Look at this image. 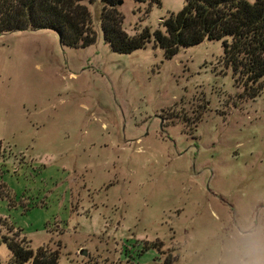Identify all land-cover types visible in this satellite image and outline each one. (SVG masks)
<instances>
[{
    "label": "rangeland",
    "instance_id": "374dc122",
    "mask_svg": "<svg viewBox=\"0 0 264 264\" xmlns=\"http://www.w3.org/2000/svg\"><path fill=\"white\" fill-rule=\"evenodd\" d=\"M119 1L130 35L185 5ZM84 3L87 47L0 36V264L22 238L58 264H264V80L246 92L217 40L118 53Z\"/></svg>",
    "mask_w": 264,
    "mask_h": 264
},
{
    "label": "trees",
    "instance_id": "16d2710c",
    "mask_svg": "<svg viewBox=\"0 0 264 264\" xmlns=\"http://www.w3.org/2000/svg\"><path fill=\"white\" fill-rule=\"evenodd\" d=\"M85 0H0V36L17 31L53 30L65 47L84 48L97 39ZM104 40L118 53L145 48L151 40L172 57L179 48L204 41H222L223 60L236 82L251 96L264 80V0H185L183 9L161 22L163 29L149 28L130 35L123 17L113 12L119 0H103ZM160 4V0H151ZM6 240L12 264H58L59 251L29 241ZM168 263V261H166Z\"/></svg>",
    "mask_w": 264,
    "mask_h": 264
},
{
    "label": "water",
    "instance_id": "95a60500",
    "mask_svg": "<svg viewBox=\"0 0 264 264\" xmlns=\"http://www.w3.org/2000/svg\"><path fill=\"white\" fill-rule=\"evenodd\" d=\"M121 3H122V1H119V2H118V4H121Z\"/></svg>",
    "mask_w": 264,
    "mask_h": 264
}]
</instances>
